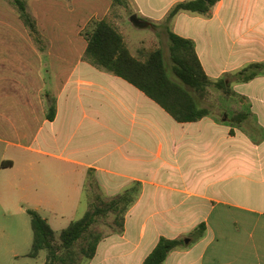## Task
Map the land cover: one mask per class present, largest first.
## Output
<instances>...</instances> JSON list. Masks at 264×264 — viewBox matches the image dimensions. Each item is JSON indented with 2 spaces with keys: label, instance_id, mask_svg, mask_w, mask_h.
<instances>
[{
  "label": "crops",
  "instance_id": "crops-1",
  "mask_svg": "<svg viewBox=\"0 0 264 264\" xmlns=\"http://www.w3.org/2000/svg\"><path fill=\"white\" fill-rule=\"evenodd\" d=\"M85 1L95 9L30 12L38 39L15 10L0 12V207L48 211L38 214L52 227L75 221L83 204L87 210L84 195L110 200L138 184L122 232L104 236L87 264H143L160 238L188 240L163 264H264V0H219L205 15L179 12L169 25L194 43L211 82L261 66L253 80L230 84L233 97L247 101L248 128L211 111L176 123L84 57L92 18H109L125 43L132 15L167 37L168 12L189 0H126L127 17L108 1ZM68 17L74 21L45 20ZM74 44L82 49L75 60L54 52ZM4 162L11 166L2 169Z\"/></svg>",
  "mask_w": 264,
  "mask_h": 264
},
{
  "label": "trees",
  "instance_id": "trees-1",
  "mask_svg": "<svg viewBox=\"0 0 264 264\" xmlns=\"http://www.w3.org/2000/svg\"><path fill=\"white\" fill-rule=\"evenodd\" d=\"M9 1L23 26L38 39L36 22L28 13L24 0ZM218 1L189 0L177 3L162 23L169 42L171 71L178 82L168 76L161 48L142 49L139 51V57L133 56L122 34L104 19L93 22L90 28L83 32L82 36L86 42L84 57L98 69L124 80L142 92L176 123L198 122L210 115L209 109L199 105V99L205 96L208 88L214 87L228 96L232 94L231 83H247L260 74L261 68L257 64L250 65L232 76L211 82L197 58L194 43L170 31V22L179 12L205 15ZM113 2L117 5L123 4L122 0ZM54 116L55 106L50 104L46 118L51 121ZM245 118V114H238L231 120L239 124ZM10 166V162L1 164L2 169ZM138 195L139 185L133 184L100 206H92L81 219L71 222L62 230L58 239L45 219L37 212L28 210L33 236L28 257L37 258L41 251H45L43 264H77L78 254L82 260H91L103 238L99 234L91 233L92 226L100 218L112 213L115 215V225L118 226L116 232L121 233L125 214ZM204 229L205 227L200 225L193 231L192 237L199 238ZM76 246L77 255L74 252ZM182 247H185L183 240L160 238L143 264H163L171 251Z\"/></svg>",
  "mask_w": 264,
  "mask_h": 264
},
{
  "label": "rangeland",
  "instance_id": "rangeland-1",
  "mask_svg": "<svg viewBox=\"0 0 264 264\" xmlns=\"http://www.w3.org/2000/svg\"><path fill=\"white\" fill-rule=\"evenodd\" d=\"M110 3V10L114 11L116 9H124L125 16L127 17L131 12L130 6H127L126 0H122V5L114 4L113 0H105ZM26 4L27 11L31 13L41 12V11H61L66 10L67 5L69 8L80 9L81 11L87 10L89 13L90 10L95 9V3H91L85 0H24ZM98 5V4H97ZM106 8V4L103 5V8ZM101 8V7H99ZM11 10H14L10 4L9 0H0V12L8 11L12 14ZM102 10V9H101ZM98 13V12H97ZM113 13V12H112ZM6 15L7 23L12 25V20L15 19V15ZM1 16V15H0ZM2 17H4L2 15ZM105 18L104 20H108ZM46 21H62V22H73V18H47ZM97 20H102V17L92 18L89 23L85 26V30L90 28L91 24ZM71 25V24H70ZM135 28L131 26L130 31L125 33V40L129 46L130 52L133 56L139 57V51L142 49H155L161 48L164 53V64L168 76L177 81L171 71V61L169 58L168 51V40L166 34L164 33L163 28ZM70 30V29H69ZM81 45L74 44L69 45L68 49H63L59 51H54L59 54H62L63 58L69 59V61L75 60L79 57L81 53ZM178 82V81H177ZM231 88V86H230ZM232 97V98H229ZM232 99V100H230ZM245 100H238L236 97H233L232 94L225 96L221 91L210 87L207 89L205 96L199 99V105L209 109L214 118L218 121L227 120L231 124L235 125V122L231 118L237 116L238 114H243V107L247 104ZM226 114V115H225ZM233 114V115H232ZM229 119V120H228ZM242 125L246 128V124ZM241 124V123H239ZM238 124V125H239ZM237 134V133H236ZM235 134V136H236ZM100 193H93L91 195H84V203L88 204L86 210L85 205L83 204L82 208L78 210V213L75 217V221L81 219L86 212L92 208V206H100L101 203L107 202ZM28 210L35 211L33 209H16V210H7L0 207V264H43L46 257V252L41 251L37 258H30L28 254L30 253L32 246V230L30 226V218L27 213ZM37 212V211H36ZM42 217H47L49 215L48 211H39ZM70 223L63 221L59 225H52V230L54 231L55 238L58 239L62 230H64ZM118 226L115 225V215L112 213L107 214L105 217L100 218L95 225L91 228V233L99 234L101 236H107L117 230ZM78 246L75 247L74 252L77 255ZM77 264H87L88 260H82L78 254Z\"/></svg>",
  "mask_w": 264,
  "mask_h": 264
},
{
  "label": "water",
  "instance_id": "water-1",
  "mask_svg": "<svg viewBox=\"0 0 264 264\" xmlns=\"http://www.w3.org/2000/svg\"><path fill=\"white\" fill-rule=\"evenodd\" d=\"M205 1H208V0H205ZM130 23L134 26V27H137V28H145L147 27V23L143 22V21H140L135 15H132L130 17ZM185 243H188V240H184Z\"/></svg>",
  "mask_w": 264,
  "mask_h": 264
}]
</instances>
